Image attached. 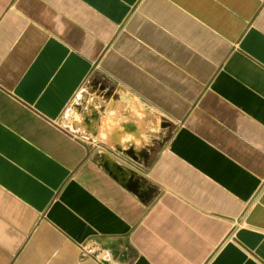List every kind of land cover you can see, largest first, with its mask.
Masks as SVG:
<instances>
[{"label":"crops","instance_id":"1","mask_svg":"<svg viewBox=\"0 0 264 264\" xmlns=\"http://www.w3.org/2000/svg\"><path fill=\"white\" fill-rule=\"evenodd\" d=\"M93 84L105 151L63 118ZM96 254L264 264V0H0V264Z\"/></svg>","mask_w":264,"mask_h":264},{"label":"rangeland","instance_id":"2","mask_svg":"<svg viewBox=\"0 0 264 264\" xmlns=\"http://www.w3.org/2000/svg\"><path fill=\"white\" fill-rule=\"evenodd\" d=\"M96 86L97 85L93 84L90 87H86L87 89H89V92L85 95L84 100L81 101V106L76 107L83 117V124L85 126H87V118L90 119L91 127L89 126L87 128L88 130H92V127H94L95 132L93 134L97 137V139H85L84 135L81 133L82 136L86 141L94 143L93 145L96 146V149H98V151H105V140L101 138L102 136L106 135L108 137L109 133L115 132V136L118 137L120 134L127 132V129L131 131L132 126L129 125V128L125 126L121 129L117 128L115 121L112 119V117H115L117 113V108L115 106V103H113V101H116L115 99L112 100V93L110 91H108V93H105V90H103L101 87L97 88ZM89 97L92 99L91 104L86 103ZM108 98H111L110 100L112 102L110 101V103H108ZM109 105H111V107H109ZM124 122H127V120H124ZM66 123L67 122L65 121V125ZM102 156L104 160H106L116 170H118L117 166L114 165L116 164V162L112 157H109L105 152H103ZM126 172L128 174L130 173L127 170ZM116 173H118L121 179H125L126 177H128V174L125 172H122L123 174H121V171H116Z\"/></svg>","mask_w":264,"mask_h":264},{"label":"clouds","instance_id":"3","mask_svg":"<svg viewBox=\"0 0 264 264\" xmlns=\"http://www.w3.org/2000/svg\"><path fill=\"white\" fill-rule=\"evenodd\" d=\"M89 92V89L87 88H81L79 91L75 93L74 98L72 99L71 103L66 106L64 112H63V118L67 122L66 126L71 128L72 130L82 133L85 137V139H91L96 140L97 137L93 134L95 132L94 127H92V130H88L87 126L83 124V117L77 110L76 106H81V101L84 100L85 95ZM86 103L91 104L92 99L89 97L86 101ZM111 107V105H109ZM102 139L107 141L108 137L102 136ZM124 139L130 140L132 139L131 136H126Z\"/></svg>","mask_w":264,"mask_h":264},{"label":"water","instance_id":"4","mask_svg":"<svg viewBox=\"0 0 264 264\" xmlns=\"http://www.w3.org/2000/svg\"><path fill=\"white\" fill-rule=\"evenodd\" d=\"M104 163L106 164V167L111 170L112 172L116 173L115 171H113V169L110 168L108 162L106 160H103ZM117 166V168L121 171V172H124L117 164H114ZM127 173V172H125ZM118 175V173H116ZM128 174V173H127ZM119 176V175H118ZM130 176V179H122L123 181H127V187L131 190V191H134V192H137V182L132 179L131 177V174H128V177ZM120 177V176H119Z\"/></svg>","mask_w":264,"mask_h":264},{"label":"built area","instance_id":"5","mask_svg":"<svg viewBox=\"0 0 264 264\" xmlns=\"http://www.w3.org/2000/svg\"><path fill=\"white\" fill-rule=\"evenodd\" d=\"M83 251H85L87 254H92V253H91V252H92L91 250H85V249H83ZM100 256H101L100 254H96V255H95V258L98 259L101 263L104 264V263L106 262V261H105L106 258L104 257V259H103V258L100 257Z\"/></svg>","mask_w":264,"mask_h":264},{"label":"bare ground","instance_id":"6","mask_svg":"<svg viewBox=\"0 0 264 264\" xmlns=\"http://www.w3.org/2000/svg\"><path fill=\"white\" fill-rule=\"evenodd\" d=\"M88 120L86 121V122H88L89 121V118H87ZM93 120V119H92ZM111 166V165H110ZM114 168V167H113Z\"/></svg>","mask_w":264,"mask_h":264}]
</instances>
